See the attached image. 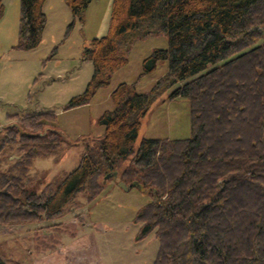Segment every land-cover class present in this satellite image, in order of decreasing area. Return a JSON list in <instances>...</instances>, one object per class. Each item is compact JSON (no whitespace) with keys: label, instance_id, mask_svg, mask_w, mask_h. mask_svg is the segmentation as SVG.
<instances>
[{"label":"trees","instance_id":"16d2710c","mask_svg":"<svg viewBox=\"0 0 264 264\" xmlns=\"http://www.w3.org/2000/svg\"><path fill=\"white\" fill-rule=\"evenodd\" d=\"M44 1L20 0V49L39 44ZM64 1L77 17L92 0ZM160 34L167 47L143 59L141 76L164 61L167 72L147 92L116 85L113 109L98 118L102 137L72 170L48 181L31 173L36 158L62 157L54 113L8 115L0 129V226L77 210L78 196L94 200L116 171L150 197L135 220L140 238L153 232L157 240L152 264H264V0H113L107 33L83 51L91 78L65 109L107 86L135 39ZM164 96L188 99L190 136L143 138L134 148L141 119ZM0 264L18 263L0 253Z\"/></svg>","mask_w":264,"mask_h":264},{"label":"rangeland","instance_id":"374dc122","mask_svg":"<svg viewBox=\"0 0 264 264\" xmlns=\"http://www.w3.org/2000/svg\"><path fill=\"white\" fill-rule=\"evenodd\" d=\"M112 1L92 0L82 14L72 17L64 0H45L41 40L35 48L24 50L17 47L20 0H2L0 129L11 122L8 115L35 111L55 114L53 127L63 138L62 157L57 163L52 158H36L31 169V173L44 172L45 181L75 168L86 146L102 137L104 128L98 118L113 109L110 92L116 85L135 83L136 92H147L167 72L164 61L152 73L141 76L143 59L156 48H166L167 36L135 39L127 64L112 74L109 84L97 89L89 103L65 109L69 99L81 94L91 78L92 62L83 51L93 38L107 33ZM189 136L188 99L168 100L164 96L141 119L134 148L143 138ZM118 183V176L107 179L90 202L80 194L81 207L58 218L0 226V253L18 264H63L68 248L84 249L92 238L100 264H152L157 240L153 232L140 238L142 223L135 220L150 197L140 186L124 190Z\"/></svg>","mask_w":264,"mask_h":264},{"label":"crops","instance_id":"0c3cea01","mask_svg":"<svg viewBox=\"0 0 264 264\" xmlns=\"http://www.w3.org/2000/svg\"><path fill=\"white\" fill-rule=\"evenodd\" d=\"M93 243L91 238V241L88 242L84 249L68 248L65 251L63 264H73L77 263V261H80L77 264H100L99 258L97 257V249Z\"/></svg>","mask_w":264,"mask_h":264},{"label":"water","instance_id":"95a60500","mask_svg":"<svg viewBox=\"0 0 264 264\" xmlns=\"http://www.w3.org/2000/svg\"><path fill=\"white\" fill-rule=\"evenodd\" d=\"M109 178H117V172L114 171L112 173L106 174L103 177V183ZM118 185L124 190H129L132 186H139L137 181H133L132 183H129V184H126V183H124L122 181H119Z\"/></svg>","mask_w":264,"mask_h":264}]
</instances>
